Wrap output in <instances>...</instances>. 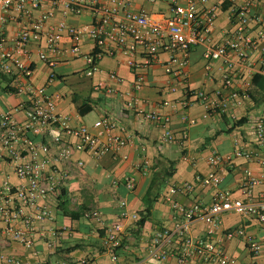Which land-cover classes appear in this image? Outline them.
I'll use <instances>...</instances> for the list:
<instances>
[{"label": "crops", "instance_id": "obj_1", "mask_svg": "<svg viewBox=\"0 0 264 264\" xmlns=\"http://www.w3.org/2000/svg\"><path fill=\"white\" fill-rule=\"evenodd\" d=\"M79 1L87 5L110 2ZM190 1L178 0L181 5ZM197 1L201 5L217 4L218 16L209 43L197 45L190 52L186 82L172 80L168 72L171 55L167 51L161 52L152 66L136 70L132 65H143L145 49L128 45L113 55L101 56L97 59L99 69L88 74L90 63L84 56L97 52L95 43L89 38L81 41L82 54L74 55L70 50L72 41L65 37L63 53L55 57L54 65L40 58L44 41L29 43L31 56L26 62L32 68V82L48 87L58 114L68 116L73 126H91L99 119L110 117L117 123V131L130 138V143L117 155L96 157L78 151L75 159L85 162L82 174L72 171L62 194L52 193L41 201L50 206L52 215L41 221L27 224L24 220L17 224L30 234L32 247L12 239L4 232L5 223H1L0 242L5 243L0 246V264H10L8 259L12 257L29 264H82L86 259L112 264L105 247V235L107 227L120 220L124 223V234L117 264H161L147 256L153 236L159 230L176 229L184 219L165 198L174 184H193L192 190L172 196L173 200L186 206L194 202L211 205L218 191H228L235 198L245 199L248 174L261 179L254 187L255 195L264 192V143H259L255 132L256 121L264 118V41L261 49L252 51L247 64L239 65L238 58L230 53L235 61L233 87L243 92L251 85L254 96L246 92L241 104L231 105L228 112H209L194 96L187 95L186 88L203 90L212 101L219 100L228 65L222 58L208 60L206 51L208 46H217L233 36L237 28L235 8L246 0ZM1 9L2 0L0 12ZM131 9L145 10L155 20L170 15L169 3L162 0H133ZM256 9L264 23V0L258 1ZM40 13L35 12L37 16ZM64 13L65 7L61 5L50 23L57 24L65 19L82 25L93 18L91 8L81 14ZM28 23V19L19 18L0 26L8 45ZM248 28L250 34L256 36L260 24L251 21ZM140 73L145 75V81L143 88L136 91L134 83ZM255 75L259 77L254 79ZM170 83L176 87L174 92L169 89ZM24 99V95L10 90L9 78L0 71V111L10 109ZM189 100L193 101L191 105L186 104ZM152 112L170 117L167 128L176 140L165 142L162 139L166 128L150 118ZM15 116L19 121L25 120L23 112ZM236 150L249 152L252 157L236 155ZM214 152L231 156V160L213 166L209 158ZM144 158L149 162L147 171L140 168ZM64 167L65 164H60V168ZM212 174L220 178L217 186L198 180V176ZM128 179L135 180V189L127 188ZM6 182L15 186L25 181L16 174L13 163L6 158L0 145V190ZM122 200L127 201L128 217L124 219L120 217L124 210L120 206ZM93 209L101 212V218L89 215ZM31 212L32 209H25V215ZM143 217V223H139ZM208 229V223L198 218L191 224L190 234L214 241L227 258L223 255H214L209 260L194 257L190 264L264 262V224L256 217L227 212L222 215L219 229L212 235ZM239 229L242 234L229 235ZM253 241L262 244L258 253L252 250ZM171 264H176L174 257Z\"/></svg>", "mask_w": 264, "mask_h": 264}, {"label": "built area", "instance_id": "obj_2", "mask_svg": "<svg viewBox=\"0 0 264 264\" xmlns=\"http://www.w3.org/2000/svg\"><path fill=\"white\" fill-rule=\"evenodd\" d=\"M132 1L110 0L109 4L87 5L79 0H2L0 26L19 18L29 20V23L18 31L11 45L7 44L4 32L0 31V71L9 78L11 91L25 96V99L16 106L0 111V145L6 158L13 163L16 174L25 181L15 186L6 182L0 190V225L2 222L5 223L4 232L26 247H32L33 240L30 234L17 224L24 220L27 224L36 220L41 221L52 215L50 206L42 204L41 201L49 194L56 192L62 194L63 189L67 188V178L72 171L82 174L85 162L82 159H75L76 153L85 151L96 157L117 155L130 143V138L117 131L118 125L110 117L99 119L91 126H73L68 116L58 114L48 87H40L32 82V68L26 62L31 56L29 43L44 41L45 46L39 53L40 58L54 65L57 62L55 57L63 53L62 41L65 37L72 41L70 50L74 55L82 54L81 41L89 38L95 43L97 52L84 56L90 63L88 74L99 69L97 59L101 56L113 55L116 50L124 49L128 45L141 46L145 49L143 65H132L136 70L152 66L158 60L159 54L167 51L171 55L168 72L172 80L186 82L191 50L210 41L218 16L217 4L201 5L199 1L192 0L186 5H181L178 0H162L169 3L170 15L155 20L145 10H132ZM258 1L246 0L236 7L237 28L233 36L217 46H208L206 51L205 56L208 60L222 58L228 65V71L224 76V89L219 92V100L212 101L203 90L193 91L189 87L186 88L187 95L194 96L209 112H228L231 105L241 104V98L246 95L247 90L242 92L233 87L235 61L230 53L238 58L239 65H244L248 63L252 51L261 49V43L264 41V23L256 9ZM61 5L65 7V15L81 14L85 9L91 8L93 18L90 23L82 25L69 23L65 19L57 24H51L50 20ZM36 11L41 13L37 16ZM251 21L260 24L256 36L249 32L248 24ZM112 77L116 78L114 74ZM144 81L145 75L137 74L134 89L141 90ZM169 85V89L174 92L176 87L171 83ZM192 103L191 100L186 102L187 105ZM18 112L25 114V120L19 121L16 118ZM149 116L166 128L162 138L165 142L176 140L171 130L167 128L169 116L157 112H152ZM255 132L259 143L263 144L264 118L256 121ZM235 154L252 157L251 153L241 150H236ZM230 160L231 156L214 152L209 158V163L216 166ZM62 163L66 167L60 168ZM140 166L143 171H147L148 160L144 158ZM198 180L203 184L212 183L215 186L220 183V178L214 174L209 177L198 176ZM260 182L261 179L248 174L245 199L235 198L228 191H218L211 205L194 202L190 206L173 200L172 196L192 190L193 184L190 182L174 184L165 198L182 214L183 223L176 229L159 230L153 236L147 256L159 260L161 264H171L173 257L176 264H190L194 257L209 260L214 255H223L227 258L214 241L193 237L190 234L191 224L198 218L204 219L209 225L208 233L212 235L221 227L222 215L227 212L252 215L264 224V192L258 195L254 193V187ZM126 186L129 190L135 189V180L128 179ZM120 206L124 208L120 217L127 218V201L122 200ZM25 209H32L31 215H25ZM89 215L96 219L101 218L98 209L91 210ZM242 233L243 231L239 229L229 235ZM123 234L122 220L107 227L105 247L110 253L112 264L119 262ZM4 243L5 241H1L0 246ZM251 243L255 253L262 249L261 243L257 241ZM8 262L29 264L16 257L9 258ZM82 264L104 263L86 259ZM251 264L264 262L257 260Z\"/></svg>", "mask_w": 264, "mask_h": 264}, {"label": "trees", "instance_id": "obj_3", "mask_svg": "<svg viewBox=\"0 0 264 264\" xmlns=\"http://www.w3.org/2000/svg\"><path fill=\"white\" fill-rule=\"evenodd\" d=\"M257 77H259V75H255L254 76V79L255 78H257ZM12 90V89H11ZM247 93L250 95V96H254L253 95V92H252V87H251V85L248 87V89H247ZM239 123H241V121H239ZM143 221H144V217L142 218V219H140V221H139V223H143Z\"/></svg>", "mask_w": 264, "mask_h": 264}]
</instances>
